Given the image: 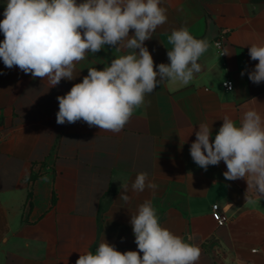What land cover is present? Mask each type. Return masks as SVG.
<instances>
[{"label": "crops", "instance_id": "crops-1", "mask_svg": "<svg viewBox=\"0 0 264 264\" xmlns=\"http://www.w3.org/2000/svg\"><path fill=\"white\" fill-rule=\"evenodd\" d=\"M5 6L0 0V20ZM160 6L167 21L144 42L154 65L170 63L174 29L186 27L210 47L188 85L160 82L119 133L83 121L57 124V97L82 82L88 68L102 70L127 50L88 53L75 79L55 87L0 60V264H76L104 239L118 251H137L130 220L145 200L163 227L201 249L197 264H264V198L246 194L245 179L226 180L223 161L204 170L190 155L199 124L212 125L214 140L224 115L239 124L254 109L264 118V82L248 78L258 63L249 47L264 44V0H161ZM221 34L225 57L214 45ZM227 78L231 91L223 87ZM140 172L158 186L154 192L132 191ZM125 183L128 203L119 199ZM215 202L229 216L224 225L212 216Z\"/></svg>", "mask_w": 264, "mask_h": 264}, {"label": "clouds", "instance_id": "clouds-1", "mask_svg": "<svg viewBox=\"0 0 264 264\" xmlns=\"http://www.w3.org/2000/svg\"><path fill=\"white\" fill-rule=\"evenodd\" d=\"M160 5L161 0H6L4 18L0 20L4 35L0 60L9 69L16 66L33 79H46L55 87L61 80L75 79L76 65L88 53L95 55L105 46L117 52L127 50V54L112 59L102 70L88 68L82 82L57 97V124L83 121L89 127L119 133L160 82L188 85L194 73H200L198 61L210 47L207 39L195 38L186 27L174 29L168 36L172 45L167 52L170 63L154 65L144 42L167 21V10ZM130 30L134 35H129ZM226 54L229 55L225 51L223 55ZM249 56L258 61L248 73L249 80L254 84L264 82V44H251ZM222 121L214 140H210L212 125L199 124L190 146L192 160L204 170L223 161L226 180L245 179L246 194L254 192L264 198V118L249 109L239 124L228 115ZM157 187L149 181L147 172L138 173L131 184L137 193L146 188L154 192ZM123 188L119 199L128 203L127 183ZM130 223L137 251H118L104 239L94 253L80 254L76 264L199 261L201 249L163 227L151 200L138 206Z\"/></svg>", "mask_w": 264, "mask_h": 264}, {"label": "built area", "instance_id": "built-area-1", "mask_svg": "<svg viewBox=\"0 0 264 264\" xmlns=\"http://www.w3.org/2000/svg\"><path fill=\"white\" fill-rule=\"evenodd\" d=\"M225 34H221L215 41H214V45L216 48V51L218 52V54H220L222 57H225V55H223L225 53ZM228 85H230L231 90L234 89V81L231 78H227L224 82H223V87L229 90ZM212 216L213 218L216 220V222L218 223V225H224L227 223V221L229 220V216L226 214V212L223 211L222 206L220 205V203L215 202L212 205ZM257 249H254L253 251H256Z\"/></svg>", "mask_w": 264, "mask_h": 264}]
</instances>
